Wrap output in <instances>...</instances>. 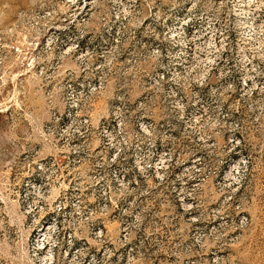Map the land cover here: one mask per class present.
Instances as JSON below:
<instances>
[{
    "label": "rangeland",
    "instance_id": "1",
    "mask_svg": "<svg viewBox=\"0 0 264 264\" xmlns=\"http://www.w3.org/2000/svg\"><path fill=\"white\" fill-rule=\"evenodd\" d=\"M207 2L0 0V264H264V0Z\"/></svg>",
    "mask_w": 264,
    "mask_h": 264
},
{
    "label": "built area",
    "instance_id": "2",
    "mask_svg": "<svg viewBox=\"0 0 264 264\" xmlns=\"http://www.w3.org/2000/svg\"><path fill=\"white\" fill-rule=\"evenodd\" d=\"M207 4L210 5V8L212 9L211 11H213V13H215L216 11L218 14L224 13L225 16H228V8L224 4V0H208ZM260 32H264V21H262V29H260ZM151 54L154 55L156 60L158 61L157 68H162L163 63H164V57L166 55V48H165V43L163 41V38H159L158 42L152 48ZM195 59L196 57H190V68H184V71L181 75L182 80H183V87H173L174 94L183 93L186 91L193 90L194 88L200 87V82H194V74H195L194 60ZM150 76L151 74L149 75V77ZM152 81L155 84H159V85H165L167 83L164 80V77L162 75L152 74ZM180 101H181V97H178L177 99L178 105H180L179 104ZM149 126H150L149 123L142 122L140 125V129L146 130L149 128ZM121 128L122 127L120 125H117L118 133L122 132ZM108 146L109 148L110 147L113 148V145L110 142H108ZM116 155H117L116 152L113 151L111 154H109L108 160L113 162L116 159ZM49 168H50V165H47L46 161H42L38 163L35 169V172L37 173L36 178L37 176L39 177V175L44 173ZM121 179H123V177H120V178H117V176L111 177L112 182L121 181ZM102 189L103 191L101 192L99 196L102 197V199H104V196L110 191L105 190L104 186H102ZM99 209L104 210L105 204L102 203ZM88 215H85L84 217H82L81 223H84L87 226H91L92 229L94 230L93 233L95 235V238L98 239L101 234V229L95 226L96 224H94L89 219ZM80 225L81 224L79 222L77 226H80ZM33 240H34L35 249L40 251L41 253V256H40L41 263L42 264H53L56 259V253H55L56 249H59L63 245V243H65L69 247L74 245V233L70 231H67V232L63 231L62 228L59 227L58 221L56 220V218L51 217L49 219L47 218L41 221L38 224ZM42 248H45L46 254L49 258L47 261L44 259L42 255V251H41ZM63 254H64L63 257H66L68 253L66 250L63 249ZM101 258H102L101 256L92 254L88 257L87 262L85 264H100Z\"/></svg>",
    "mask_w": 264,
    "mask_h": 264
},
{
    "label": "bare ground",
    "instance_id": "3",
    "mask_svg": "<svg viewBox=\"0 0 264 264\" xmlns=\"http://www.w3.org/2000/svg\"><path fill=\"white\" fill-rule=\"evenodd\" d=\"M70 2H72L73 3V1L74 0H69ZM76 1H78V0H76ZM233 1V0H232ZM263 1V0H262ZM241 2V1H240ZM88 3H89V1H88ZM242 3H244L243 1H242ZM250 3V2H249ZM253 3V2H252ZM258 3V2H257ZM234 4V3H233ZM241 4V3H240ZM259 4V3H258ZM239 5V4H238ZM245 5V4H244ZM83 6V5H82ZM247 6H248V4H247ZM258 7V6H257ZM239 8V7H238ZM245 8V7H244ZM253 8V7H252ZM261 8V7H260ZM256 9V8H255ZM264 10V9H263ZM260 11V10H259ZM242 13H243V11H242ZM251 13V12H250ZM258 13V12H257ZM262 14V13H261ZM259 15V14H258ZM255 16V15H254ZM253 17V16H252ZM255 19V18H254ZM191 21V20H190ZM186 26V25H185ZM194 26V25H193ZM177 28V27H176ZM200 29H201V27H200ZM174 30V29H173ZM177 31V30H176ZM199 31V30H198ZM177 33H178V31H177ZM199 33V32H198ZM197 33V34H198ZM172 34V33H171ZM202 34H204V33H202ZM206 34V33H205ZM169 35V34H168ZM171 37H172V35H171ZM184 37V36H183ZM194 37V36H193ZM204 37V36H203ZM210 37V36H209ZM208 37V38H209ZM182 38V37H181ZM195 39V38H194ZM198 39V38H197ZM190 40V39H189ZM193 40V39H192ZM208 40V39H207ZM211 40V39H210ZM178 41V40H177ZM181 41V40H180ZM182 41H185V40H182ZM187 41V40H186ZM185 41V42H186ZM194 41V40H193ZM205 41V40H204ZM203 41V42H204ZM209 41V40H208ZM168 42H170V41H168ZM192 42V41H191ZM203 42H202V44H203ZM176 43V42H175ZM200 43V42H199ZM172 44V43H171ZM199 45V44H198ZM194 46V45H193ZM186 47V46H185ZM195 47H196V45H195ZM179 48V47H178ZM190 51V50H189ZM185 52V51H184ZM179 53V52H178ZM181 54V53H180ZM194 54V53H193ZM197 54V53H196ZM184 55V54H183ZM182 55V56H183ZM197 56V55H196ZM179 58V57H178ZM186 58V57H185ZM180 59V58H179ZM178 59V60H179ZM182 60H183V58H182ZM186 60V59H185ZM195 60H197V59H195ZM176 62V61H175ZM179 65V64H178ZM180 65H181V63H180ZM190 65V64H189ZM188 65V66H189ZM195 66V65H194ZM197 66V65H196ZM162 75V74H161ZM164 76V75H163ZM41 251H42V255H43V257H44V259L47 261L49 258H48V256H47V254H46V251H45V248H42L41 249Z\"/></svg>",
    "mask_w": 264,
    "mask_h": 264
}]
</instances>
